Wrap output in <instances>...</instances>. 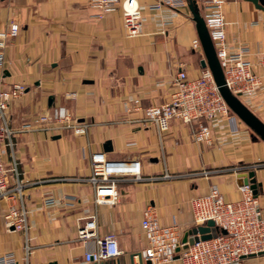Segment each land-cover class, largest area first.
Instances as JSON below:
<instances>
[{
  "label": "crops",
  "instance_id": "crops-1",
  "mask_svg": "<svg viewBox=\"0 0 264 264\" xmlns=\"http://www.w3.org/2000/svg\"><path fill=\"white\" fill-rule=\"evenodd\" d=\"M137 1L143 25L141 34L130 38L121 9L99 19L90 0H0V27L12 22L21 27L7 47L4 78L0 69L6 86H28L13 105L15 124L50 109L52 94L55 105L73 103L69 110L76 118L93 121L88 135L82 137L69 133L66 140L62 134L53 139L59 134L30 131L16 139V157L28 182L24 203L30 228L28 237L8 229L9 201L0 200V255L12 252L19 264H27L28 242L32 246L29 264H132L133 253L146 246L141 220L148 205L157 208L163 224L176 222L183 238L195 226L192 197L206 194L211 183H217L226 200H240L243 193L233 168L264 163V140L255 138V131L238 116L212 125L211 145L195 142L194 126L176 119L165 135L163 151L155 128L127 121L143 114L126 111L133 98H140L144 108L163 104L170 99L172 79L182 65L190 76L199 75L203 68L201 60L189 56L194 54L193 40L199 38L197 22L189 16L191 1L188 11L167 6L152 11L149 5L154 0ZM225 16L229 49L247 47L249 57L257 61L264 50V11L250 1L229 0ZM70 92L76 94L65 101L59 96ZM240 99L264 122V84L252 104ZM53 140L61 142L60 150ZM108 140L113 145L108 157L140 158L146 179L123 184L116 205H96L94 191L84 179L91 174L90 153L104 151ZM8 154L5 159L10 161ZM260 164L253 170L264 205V165ZM165 168L175 175L203 169L216 173L208 178L164 179ZM65 196L75 197L72 205L62 204ZM50 197L57 205H45ZM94 213L99 233L116 235L124 251L121 256L100 263L85 260L88 247L76 241L79 219ZM238 264H264V255L245 257Z\"/></svg>",
  "mask_w": 264,
  "mask_h": 264
},
{
  "label": "built area",
  "instance_id": "built-area-1",
  "mask_svg": "<svg viewBox=\"0 0 264 264\" xmlns=\"http://www.w3.org/2000/svg\"><path fill=\"white\" fill-rule=\"evenodd\" d=\"M186 1L154 0L149 8L152 11H159L164 6L176 9V6H185ZM202 2L205 4L206 25L224 71L226 85L235 95L246 97L252 104L264 84V50L258 53L257 65L247 58L249 51L247 47H242L237 52H230L226 39L227 22L224 13L227 0H202ZM90 7L99 18L121 9L127 36L136 37L141 34L143 12L137 0H90ZM20 31V25L14 22L5 28L0 27V69L3 70L1 78H4V67L7 63V47ZM193 48L203 49L198 37L193 40ZM257 68L262 71L258 72ZM172 86L171 97L163 104L144 108L140 98H133L126 106L128 113L133 111L143 113L142 117L135 120L130 118L128 122L156 129L162 151L165 135L171 129L172 121L176 119L186 125L197 127L193 134L195 142L211 145L212 125L222 118L234 120L237 117L223 98L209 67H203L200 75L193 78L182 65L172 81ZM26 91L27 88L23 83H11L6 86L0 80V200L9 201L5 213L7 228L22 231L28 237L29 211L24 203V191L28 182L23 176L15 153L17 135L30 131L53 134L67 131L74 136L82 137L88 135L92 123L87 120L80 121L66 106L55 105L35 116L32 121L24 119L17 126L12 108L15 101ZM75 94L72 92L68 95L71 97ZM8 152L10 161L5 159ZM163 159L165 160L164 154ZM90 162L91 174L84 180L94 191L96 205H116L121 199L123 184L146 179L140 158L111 159L107 152L100 150L90 153ZM251 167L256 165H236L233 171L238 175L249 172ZM213 173L216 171L203 169L200 172L175 175L165 168L163 178L173 179L185 175L208 178ZM240 190L243 193L240 200L228 201L219 185L211 183L206 194L190 199L195 226L205 225L209 220H213L219 229H224L226 233L220 232L217 237L200 240L182 249L179 254L182 264H238L245 257L258 256L264 252V205L260 202V196H255L250 184L240 186ZM74 200L75 197L65 196L61 202L63 205H72ZM45 205L50 207L57 205L56 199L52 197L45 199ZM98 225L96 213L79 219L76 241L88 247L85 260L100 263L121 256L124 251L120 248L116 235L114 233L101 235ZM141 227L146 246L141 252L133 253L135 264H139L140 255L143 264H148V261L152 264H168L176 260L177 249L183 245L180 227L176 222L163 224L157 208L150 204L143 212ZM91 244L93 246L89 247ZM25 250V260L29 264L32 246L28 242ZM0 264H19V262L15 254L9 252L0 255Z\"/></svg>",
  "mask_w": 264,
  "mask_h": 264
},
{
  "label": "water",
  "instance_id": "water-1",
  "mask_svg": "<svg viewBox=\"0 0 264 264\" xmlns=\"http://www.w3.org/2000/svg\"><path fill=\"white\" fill-rule=\"evenodd\" d=\"M191 1V2H190ZM190 8L194 15V19L197 22V29H198V36L202 43V48L204 51L205 57L201 60L202 67H209L214 75L215 81L219 87V90L232 109V111L249 127H251L255 132L253 136L257 139L261 138L264 140V122L237 96L235 95L226 85L225 81V74L223 68L220 64L218 59L215 46L211 39L208 27L206 25L205 19L200 15L197 4H195V0H190ZM254 3V5L264 11V0H246ZM6 75H9V71H5ZM90 81L86 80L85 83H89ZM40 84L37 82V85ZM55 106V95H50L48 99V107L52 108ZM80 121H84V119H79ZM61 135H55L53 139H59ZM104 151L110 152L113 150L112 141L108 140L104 143ZM153 160L157 161L156 158ZM237 183L239 186L250 184L251 188L253 189V193L255 196L258 197L259 189L257 178L255 177V171H249L244 173H239L237 175ZM226 233L224 229L220 230L219 227L216 225L215 221L209 220L205 225H198L192 227L189 231H187L182 239V247L177 249V252H180L182 248H187L190 244H194L200 240H208L213 237H217L219 233ZM259 255H264L260 253ZM256 255H250L248 257H253ZM176 258H179L177 255ZM132 264H135L134 260L132 259ZM115 262L109 263L114 264ZM103 264V263H102ZM115 264H119L118 262ZM139 264H143V260L140 255ZM148 264H151L148 261Z\"/></svg>",
  "mask_w": 264,
  "mask_h": 264
},
{
  "label": "rangeland",
  "instance_id": "rangeland-1",
  "mask_svg": "<svg viewBox=\"0 0 264 264\" xmlns=\"http://www.w3.org/2000/svg\"><path fill=\"white\" fill-rule=\"evenodd\" d=\"M188 1V0H187ZM186 1V5L185 6H183V7H181V6H179V7H177L176 6V10H178V11H188V7H189V1L187 2ZM204 2V1H203ZM202 2V0H196V2H195V4H197V6H198V9L197 10H199V12H200V15L206 20V13H205V4ZM229 2V0H227V2H226V4ZM226 4L224 5V13H225V6H226ZM151 5V4H150ZM150 5H149V7H150ZM160 11V10H159ZM122 12V11H121ZM108 15V14H107ZM122 16H123V14H122ZM189 16H190V19H192V21H194L195 22V19H194V15H193V13H192V11L189 13ZM105 17V16H104ZM99 18V17H98ZM99 19H102V18H99ZM225 19H226V16H225ZM123 20H124V18H123ZM206 22V21H205ZM227 22V21H226ZM227 24H228V22H227ZM139 36V35H138ZM128 37H129V35H128ZM137 37V36H136ZM130 38H132V37H130ZM226 39H227V35H226ZM242 48V47H241ZM241 48H238L236 51H231L230 49H229V51L230 52H237V51H240V49ZM193 52H194V54H189V56H190V58H193V59H197L198 60V62H199V60H202L204 57H205V55H204V51H203V49L202 50H199V51H195V50H193ZM250 51H248V53H247V58L250 60V61H252L254 64H256L257 65V61H253L250 57ZM199 64V63H198ZM257 70H258V72H261L262 70L260 69V68H257ZM201 73V72H200ZM177 74V73H176ZM176 74H175V76H176ZM189 74V73H188ZM200 75V74H199ZM175 76L173 77V79L175 78ZM190 76V75H189ZM198 76V75H197ZM197 76H190V77H193V78H195V77H197ZM173 79H172V81H173ZM23 85H25V87L26 88H28V86L26 85V83L24 84L23 83ZM70 93H72V92H70ZM69 93V94H70ZM59 96H61L63 99H64V101L66 100V96H68V97H70V95H68V93H64V94H60ZM71 97H74V96H71ZM70 97V98H71ZM171 97V96H170ZM239 98H242V97H239ZM246 98V97H245ZM70 100H72V99H70ZM242 100V99H241ZM246 100H248L247 98H246ZM248 102H249V100H248ZM69 103H71V101L69 102ZM59 104H62L63 106H66L67 108H70V107H72V104L73 103H71L70 104V106H68L67 105V103H65V102H63V103H59ZM56 106H59V105H56ZM71 112V111H70ZM73 115V114H72ZM74 116V115H73ZM75 116H78V115H75ZM74 116V117H75ZM237 116V115H236ZM33 119V118H32ZM32 119H30V118H26V121H32ZM24 120V119H23ZM84 121H85V119H84ZM88 122H90V123H93V121H90V120H87ZM191 126V125H190ZM194 130V132L197 130V127L194 125V128H193ZM62 133V135H63V139L64 140H66L67 139V137H68V135H70L69 134V132H67V131H64V132H61ZM48 135H51V134H53V133H47ZM21 136V134H19V135H17V137H16V139L17 138H19ZM16 141V140H15ZM53 141H55V140H53ZM55 143H57L59 146V150H60V145H61V142H58V141H55ZM201 144H204V143H201ZM213 144V143H212ZM256 164H260V163H256ZM256 164H246V165H248V166H255ZM262 164H264V163H261L260 165H262ZM255 167H251L250 169H249V171H252L253 169H254ZM254 171V170H253ZM199 196V195H198ZM258 196H260V193H259V195ZM195 197V196H194ZM28 219H29V215H28ZM194 223V222H193ZM195 227V226H194ZM24 235V234H23ZM184 237V236H183ZM24 239H25V236H24ZM183 239V238H182ZM190 245H192V244H190ZM189 245V246H190ZM188 246V247H189ZM187 247V248H188ZM182 249H185V248H182ZM181 252V251H180ZM180 252H178V254L177 255H179L180 254ZM177 257V256H176ZM133 259V258H132ZM176 259H179V258H176ZM175 261V260H174ZM181 262V261H180ZM172 263V262H171ZM152 264V263H151ZM165 264H167V263H165ZM169 264V263H168ZM181 264H182V262H181Z\"/></svg>",
  "mask_w": 264,
  "mask_h": 264
},
{
  "label": "trees",
  "instance_id": "trees-1",
  "mask_svg": "<svg viewBox=\"0 0 264 264\" xmlns=\"http://www.w3.org/2000/svg\"><path fill=\"white\" fill-rule=\"evenodd\" d=\"M8 154V153H7Z\"/></svg>",
  "mask_w": 264,
  "mask_h": 264
}]
</instances>
